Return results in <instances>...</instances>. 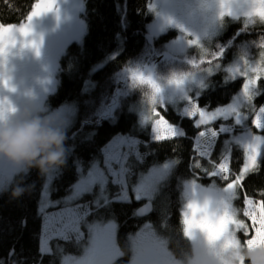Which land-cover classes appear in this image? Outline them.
I'll return each instance as SVG.
<instances>
[{
    "label": "trees",
    "instance_id": "obj_1",
    "mask_svg": "<svg viewBox=\"0 0 264 264\" xmlns=\"http://www.w3.org/2000/svg\"><path fill=\"white\" fill-rule=\"evenodd\" d=\"M38 0H0V22L5 25L21 24L30 14ZM87 31L82 43L72 42L62 55L57 72L58 85L47 100L52 109L65 102L78 105V121L74 126H81V120L87 119L92 128L82 130L74 140L66 141L65 163L60 165V173L54 179L53 197L66 195L78 179V165L87 169L95 159L102 160L103 147L116 134H129L139 139L138 149L142 159L130 156L127 161L130 187L137 181L140 173L151 166L169 159H175L176 165L170 175L164 179L153 199L154 210L148 216L154 232L167 241L172 253L187 247V242L180 235L181 188L183 181L197 179L199 174H208L215 170V162L224 156L216 152L211 160L199 157L196 152L194 136L201 130L192 117L185 116L171 107H160V113L173 125L179 126L184 135L169 139L151 140L150 128L138 127L135 112L129 109L131 102L138 96L135 81L131 79L130 69H140L146 73L161 72L167 60L177 56L161 51L157 44L172 36L175 31L155 40V50L146 41V26L153 18L150 11L151 0H84ZM123 39V48L102 65H96ZM229 40L236 44L230 45ZM264 43V25L254 29L242 28L240 22L227 19L226 31L219 35L218 44L227 50L226 57L231 60L234 52L248 53L244 44L250 42V50L257 52L256 42ZM218 47V48H219ZM250 53V52H249ZM182 62L187 60L178 58ZM96 65V67H94ZM243 77L237 76L230 82L221 79V73L211 78L210 84L199 97V106L219 107L231 101L239 90ZM94 87L86 90L87 82ZM195 85V84H194ZM213 85H216L213 87ZM135 99V100H136ZM192 95L188 101H193ZM134 100V101H135ZM133 101V102H134ZM264 102V95L256 99V105ZM219 141L216 151L220 150ZM196 164L193 165V163ZM13 164V163H12ZM243 164V151L235 150L231 155L230 168L238 172ZM211 178L219 180L217 176ZM46 174L38 167H32L27 175L20 173L10 187L0 192V264H61L64 253L79 254L88 240V221L116 219L118 222L117 251L110 264H129L131 243L129 235L136 231L142 218L136 215V208L142 200L118 201L120 192L117 184L109 183V200L102 205L98 213L88 214L80 224V232L70 237L55 238L50 242V249L42 254L41 238L43 216L38 211ZM249 196L254 192L264 191V158L260 161V170L249 174L243 181ZM24 188V192L13 195L15 187ZM256 200L264 196L256 195ZM240 201V200H239ZM241 202V201H240ZM237 207H242L240 203ZM95 209L91 206L88 212ZM91 210V211H90ZM243 239V237H241ZM151 255L143 253L141 264H149Z\"/></svg>",
    "mask_w": 264,
    "mask_h": 264
},
{
    "label": "rangeland",
    "instance_id": "obj_2",
    "mask_svg": "<svg viewBox=\"0 0 264 264\" xmlns=\"http://www.w3.org/2000/svg\"><path fill=\"white\" fill-rule=\"evenodd\" d=\"M37 2L44 3L45 0H38ZM237 2L238 0H227L229 7ZM244 2L246 3V0ZM207 4L212 6L206 7ZM56 8L58 12H48L34 18L33 21V31L40 39V48L45 44L47 38H49L48 36L52 38L47 58L43 62L37 63L36 51L29 47L23 51L22 55L12 57L11 65L13 74H17L14 69H21L19 73L23 80L16 81L15 79V83L23 84L29 74L34 75L32 79L36 87L34 103L46 105L50 119L61 124L66 137L69 138L72 137L71 135L76 137L83 132L82 130L92 128V123L90 124L87 119H83L81 120V127L74 128L78 121V105L75 102H65L50 109L47 100L57 89V72L62 55L72 42H83L87 31V21L84 14L85 1L56 0ZM149 8L154 16L146 26L148 34L152 35L155 40H159L163 35L169 34L170 31H175L172 36L158 45L160 50L177 56V58L171 59V61L170 59L167 60L164 63L163 70L155 75L160 78L170 74L172 76L174 74H190L181 86L165 84L164 90L155 104L159 111L160 107H172L179 110L181 114L191 117L190 112L194 110L196 104V102L187 100L191 90L195 93L203 92L210 84H215V82H211V78L218 73H221L222 81L230 82L237 76H241L239 72L235 75L232 74L230 69L239 68L241 71H250L249 67L243 65L244 59L247 58L249 63L253 65L260 59L262 49L259 45L263 43L261 41L256 42L259 49L257 52L250 50L251 43L248 42L244 44V49L248 53L236 51L233 53L231 60H228L225 55L227 52L224 48L225 44L219 47V35L226 31L227 19L233 23L240 22L242 28L254 29L256 26L264 25V22L252 23L249 21L243 14L245 11L243 8L232 7L234 14L231 16L225 15L223 18L218 15L220 9L216 0H151ZM25 22L26 20L23 23ZM197 39L198 44L190 43V41ZM230 43H232L231 40H229ZM232 44L235 45L236 43L233 42ZM122 48L123 39L120 36L118 47L96 65H102L108 59L114 57ZM206 52L213 55L220 54L221 58L217 62L218 66L212 64H198L199 67L193 66L191 63L193 60L214 59L206 56ZM182 57L187 61L182 62L178 59ZM210 67H212L211 72L207 70ZM260 75L264 77V72H261ZM45 78L49 80L47 84L38 82L39 79ZM245 79H243L239 90L231 101L222 107L206 109L207 111H222L224 109H235L237 111L240 117L239 123L236 122L234 116H229L227 119H216L207 127L210 132L211 128L218 129L221 124H224L227 131L221 133L223 140L232 141V143L241 146L242 149L247 142L253 139L254 135H264V132H259L253 123L254 117L259 114L260 107L264 106V102L260 106L256 105V99L264 95V78L258 82V87L252 90V98L246 97L242 89ZM92 86L94 87V83L88 81L86 90L92 89ZM215 86L213 85V87ZM14 93L18 95L16 100L19 97L20 99L25 97L22 87ZM137 93L138 100L135 98L136 100L134 99L135 101L131 102L129 109L136 113L141 128L144 129L149 126L151 140H160L154 129L153 105H149L142 100L141 90ZM23 102L25 103V101ZM19 107L23 108L24 104ZM170 124L175 127V131L178 133L172 136L183 134V130L179 126ZM199 127L201 130L195 137V148L199 157L209 161L215 152L217 155L220 154V151L224 152V156L220 160L230 155L222 146L219 148L220 150L216 151L219 137L215 138L211 134L201 136L200 132L206 126L202 124ZM164 129H166V125H162V133L168 135ZM138 144L139 139L136 137L128 134H116L103 147L101 161L100 159L93 160L87 169L80 164L78 165V179L73 183L70 191L62 197H53L54 179L60 173V165L46 173V180L38 202V211L43 216L41 238L43 251L49 250L51 240L57 237L67 239L72 233H79L78 237H82L80 220L84 218L85 213L91 209V206L101 207L103 203L109 200L108 183L110 180L119 186L120 194L116 199L120 201H130L133 198L135 200L150 199L158 191L162 181L170 175L175 167L176 160L170 159L155 164L146 172L140 173L136 178L137 181L132 184L131 193L127 161L130 156H134L139 160L142 159ZM20 173H22L21 168L15 161L0 155V192L8 189ZM208 176L210 175L208 174ZM217 178L223 183H213L210 180L207 184H200L195 181L198 186V193L214 197L221 195L225 182L222 177L217 176ZM192 184L193 181H183L182 183L183 205L192 195ZM235 206H237L236 203ZM87 228L88 240L84 243L83 250L79 254H62L61 264L111 263V258L117 251L118 223L116 219L88 221ZM129 241L131 243V260L129 264H141L138 258L145 252H149L151 255L149 264L159 262H162L161 264H171L173 260V255L168 250L167 241L154 232L150 223L145 222L138 231L131 233Z\"/></svg>",
    "mask_w": 264,
    "mask_h": 264
},
{
    "label": "snow or ice",
    "instance_id": "obj_3",
    "mask_svg": "<svg viewBox=\"0 0 264 264\" xmlns=\"http://www.w3.org/2000/svg\"><path fill=\"white\" fill-rule=\"evenodd\" d=\"M216 3L220 5V11L218 13L220 18L225 15H233L232 7H229L227 0H216ZM247 4L251 7L244 11V15L252 23L257 21L264 22V0H246ZM57 11L56 0H45L44 3L37 2L34 5V9L30 14L26 16V22L21 24H9L5 25L0 22V58H2L3 64L6 66L8 56L10 53V47L17 44L18 36L23 37V46L31 47L39 55L40 44L35 38L29 40V36H35L33 31L34 18L40 17L48 12ZM190 43L198 44L199 41L193 40ZM259 47L262 49L260 59L253 65L250 64L248 59H244L243 65L250 68V71H241L239 68L230 69V72L235 75L239 72V75L245 79L242 89L245 96L252 98V90L258 87V82L264 78L260 75L264 72V43H261ZM214 59H200L199 61L193 60L191 63L193 66L198 64H212L218 66L220 54H205ZM212 71V67L207 69ZM190 74L173 75L170 83H175L177 86H181L186 78ZM131 79L141 84H149L153 89L152 104L153 114L155 116L154 129L158 133V138L169 139L173 134H178L175 131V127L166 120V118L155 107L157 97L161 93L159 85L155 79L150 75H145L143 72L132 73ZM9 84L8 79L4 80V86ZM14 90V89H13ZM190 116L196 121L197 126L205 125L206 127L200 132L201 136H207L211 134L213 137L218 138L219 135L227 131L224 124L220 127L211 128L210 126L216 119H227L229 116H234L237 123L240 122L239 114L235 109H224L222 111H207L206 109H200L198 102L194 105V110L190 112ZM254 126L259 132H264V106L259 109V114L253 119ZM162 125H166V131L168 135L162 133ZM264 156V135L256 134L253 139L247 142L243 148V164L242 168L235 172L230 168L231 158L230 155L223 160L215 162V170L209 172L210 176L222 177L224 183L222 194L218 196L209 195L205 200L203 207H193L191 203L188 204V208L192 209V218L189 219V212L185 211V233L191 235L192 230L195 228L202 229L209 238L210 243H215L219 240L225 241V247L241 242L251 246L257 240L260 243H264V199L256 200L253 197L256 195L264 196V191L254 192L252 196H249L244 188L243 181L251 174L260 170V160ZM200 166L199 164L197 165ZM197 184L193 181L192 192L197 194ZM241 201L242 207L235 206L236 200ZM200 213L197 218V213ZM243 217V218H241ZM239 236V240L236 237ZM243 237V239H241Z\"/></svg>",
    "mask_w": 264,
    "mask_h": 264
},
{
    "label": "clouds",
    "instance_id": "obj_4",
    "mask_svg": "<svg viewBox=\"0 0 264 264\" xmlns=\"http://www.w3.org/2000/svg\"><path fill=\"white\" fill-rule=\"evenodd\" d=\"M205 6L211 7L212 5L207 4ZM217 6L220 9L219 3ZM236 7L247 10L251 5L245 3L244 0H238L237 3L233 4V8ZM33 38L40 44V39L36 34L27 39ZM23 41L24 38L18 36L17 44L10 47L6 66L0 58V155L15 161L24 175H27L28 170L32 167H38L42 174H46L65 163L67 154L65 140L67 137L63 126L50 119L47 106L34 103L36 99L34 89L26 88L24 90L23 94L28 98V102L23 108L19 107L7 94L18 90V85L13 77L11 59L14 56L22 55L23 51L29 48L23 46ZM205 54H210V52ZM130 72L131 74L143 72L145 75L152 76L159 85L161 93L166 83L176 85L170 83L173 77L171 74L158 78L155 74L146 73L140 69L133 68L130 69ZM6 78L9 81L7 87L4 86ZM38 82L47 84L49 80L47 78L39 79ZM136 84L141 90L142 100L153 105L152 87L149 84L139 82ZM24 190V188L17 186L13 190V195L19 196ZM208 196V194L192 192V195L181 208L179 231L183 240L187 242V247L181 248L178 252H173L171 264H264V243H260L258 240L251 246L241 242L225 247L224 240L210 243L208 236L200 228L193 229L191 235L185 233V211L189 212V219L192 218V209L188 208V204L191 203L194 208L203 207ZM199 216L200 213L198 212L197 218ZM236 239L239 240V236Z\"/></svg>",
    "mask_w": 264,
    "mask_h": 264
},
{
    "label": "bare ground",
    "instance_id": "obj_5",
    "mask_svg": "<svg viewBox=\"0 0 264 264\" xmlns=\"http://www.w3.org/2000/svg\"><path fill=\"white\" fill-rule=\"evenodd\" d=\"M146 41H147V39H146ZM147 43H148V41H147ZM149 44V43H148ZM156 42L154 41V43L153 44H149L151 47H152V49L153 50H155V48H156ZM157 48L159 49V45L157 44ZM162 51V50H161ZM168 53V52H167ZM195 67H199V65H197V66H195ZM35 72V71H34ZM158 72H155L154 74H157ZM202 93V92H201ZM195 94H200V93H195V92H193L192 90H191V93L189 94V96L187 97V100L190 98V96L192 95V98L194 97L195 99H193V101L192 102H198V104H199V101H198V95H195ZM197 97V98H196ZM261 104H263V103H261ZM260 104V105H261ZM224 105V104H223ZM223 105H221V106H219V107H222ZM172 108V107H171ZM199 108H201V109H213V108H217V107H211V108H209V107H202V106H199ZM82 125V124H81ZM77 127H79V126H76L75 128H77ZM81 127V126H80ZM138 127L139 128H141L140 126H139V124H138ZM149 126H147V127H145V128H148ZM141 129H143V128H141ZM199 133V132H198ZM197 133V134H198ZM121 134H123V133H121ZM196 134V135H197ZM129 135V134H128ZM182 135H184V133L182 134ZM196 135L194 136V143H195V137H196ZM72 137H69V138H67L65 141H69L70 139L71 140H74V136L75 135H71ZM178 136H181V135H178ZM172 137H175V136H172ZM218 143H219V141H221V146L223 147V149L227 152V153H229L230 155H232L233 154V152L235 151V150H237V152H240V151H243V149H242V147L241 146H239V145H237V144H234V143H232V141H225V140H223V138H222V134L219 136V138H218ZM170 160V159H169ZM175 160V159H174ZM197 165V163L196 162H194L193 163V165ZM211 180V182H213V183H215V182H217V183H223V182H221L220 180H216V179H213V178H211V176H208V174L206 175H204V174H199L198 175V178L197 179H192V180H188V181H197V182H199L200 184H207V182L208 181H210ZM113 183L114 184V182L112 181V180H110L109 181V183ZM108 183V184H109ZM109 187V186H108ZM155 195H156V193L154 194V195H152V197L150 198V199H145V200H142V199H139V200H142L141 202H140V204L137 206V208H136V210H135V212H136V215L139 217V218H142L144 221L142 222V224L140 225V227L136 230V231H138L140 228H141V226L145 223V222H147V223H150V221L148 220V216H150V214L153 212V210H154V202H153V199H154V197H155ZM117 200V199H116ZM118 201H120V200H118ZM130 201H132V200H130ZM130 201H127V202H130ZM148 202H151V206H152V210H151V212L147 215V216H144V217H140L139 215H138V209L141 207V206H144L145 204H147ZM180 202H181V208L183 207V203H182V190H181V195H180ZM235 203L236 204H238V203H240L241 204V202L239 201V199L238 200H236L235 201ZM102 205H104V204H102ZM101 208L100 207H95V209L93 210V211H91V213L90 212H87V213H85V216H84V218H82L81 220H80V224H81V222H83V220L87 217V215L88 214H92V213H98L99 212V210H100ZM118 223V222H117ZM151 225V224H150ZM147 226H148V224H147ZM136 231H134V232H136ZM58 238V237H57ZM47 249V248H46ZM40 250H41V253L42 254H44V253H46V251H43V249H42V243H41V247H40ZM169 250V249H168ZM170 252V251H169ZM171 253V252H170ZM172 254V253H171ZM162 262H159V263H157V264H161Z\"/></svg>",
    "mask_w": 264,
    "mask_h": 264
},
{
    "label": "flooded vegetation",
    "instance_id": "obj_6",
    "mask_svg": "<svg viewBox=\"0 0 264 264\" xmlns=\"http://www.w3.org/2000/svg\"><path fill=\"white\" fill-rule=\"evenodd\" d=\"M55 36V35H53ZM49 38H47L45 44H43L40 48V51H39V55H37V63L38 62H43V60H45L47 58V53H48V49H49V45L52 41V38L50 36H48ZM36 69V68H35ZM33 69V70H35ZM17 74H13L14 76V80L16 79V81H22L23 78L21 77L20 75V71L21 69L19 68H16L14 69ZM34 77V75H31L29 74L27 77H26V81H24V83H16L18 85V89L20 87H22L23 90H25L26 88H32L34 89V91L36 90V87H35V84L33 83L34 80H32ZM8 95L11 96V98L13 99V101L15 100V103L20 106L21 104H26L28 102V98L27 97H23L20 99V97L16 100V98L18 97L17 93H7ZM25 101V103L23 102Z\"/></svg>",
    "mask_w": 264,
    "mask_h": 264
},
{
    "label": "water",
    "instance_id": "obj_7",
    "mask_svg": "<svg viewBox=\"0 0 264 264\" xmlns=\"http://www.w3.org/2000/svg\"><path fill=\"white\" fill-rule=\"evenodd\" d=\"M146 39H147L149 44H153L155 41V38L148 33L146 34ZM151 210H152L151 202H148L147 204H145L144 206H141L138 209V215L140 217L147 216L151 212Z\"/></svg>",
    "mask_w": 264,
    "mask_h": 264
}]
</instances>
